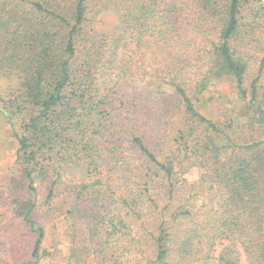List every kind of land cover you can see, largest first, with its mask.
Wrapping results in <instances>:
<instances>
[{"label":"trees","instance_id":"16d2710c","mask_svg":"<svg viewBox=\"0 0 264 264\" xmlns=\"http://www.w3.org/2000/svg\"><path fill=\"white\" fill-rule=\"evenodd\" d=\"M104 10L113 31L93 27ZM0 76L3 108L33 112L0 205L29 258L62 222L68 260L264 264L262 0H0ZM222 80L258 139L199 112Z\"/></svg>","mask_w":264,"mask_h":264},{"label":"rangeland","instance_id":"374dc122","mask_svg":"<svg viewBox=\"0 0 264 264\" xmlns=\"http://www.w3.org/2000/svg\"><path fill=\"white\" fill-rule=\"evenodd\" d=\"M262 1L264 2V0ZM117 24L118 18L116 13L104 10L95 18L93 27L100 32H110L114 30ZM249 79H247L248 83ZM16 84V80L0 76V99H7L15 90ZM200 97L198 110L203 116L219 123L227 122L229 124L230 121H233L235 136L246 138V141L259 138L260 131H256L257 125L254 124L253 127H249L248 125L251 115H249L246 109V102L237 95V91L231 81L212 82ZM32 113L28 109L21 115H13L9 109L5 110L2 104H0V205H4L7 200L6 192H8V189H5V186L8 187L10 185V174L17 171V167L15 166L17 142L14 138V133H19L20 124L27 121ZM187 177L193 179L197 177V174L195 171H191ZM13 182L11 188H14ZM16 186L20 187L21 185L18 183ZM3 219L7 220L4 221ZM3 219L0 218V264H96V261L91 260L90 254L88 257L81 256L84 260H68L71 239L67 231L68 228L62 222L56 223L54 234V230L46 227L48 238L44 243V247L51 256L35 261L28 256L30 239L16 236L14 241L8 242L9 235L6 233V226H8L7 223L13 218L8 217ZM80 241L75 243V248L79 246ZM94 243H97L96 240ZM99 243L101 244V242ZM94 247L99 249L98 245ZM106 257L101 254L98 258H103L105 261L102 263L101 260H97V263L112 264L110 252L106 253Z\"/></svg>","mask_w":264,"mask_h":264}]
</instances>
